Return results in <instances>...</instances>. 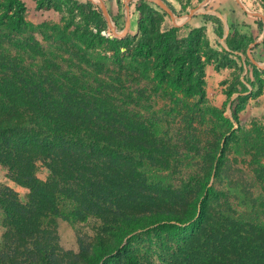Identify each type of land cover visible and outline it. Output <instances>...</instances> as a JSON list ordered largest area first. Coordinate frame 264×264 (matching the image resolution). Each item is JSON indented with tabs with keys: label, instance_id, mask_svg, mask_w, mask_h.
I'll use <instances>...</instances> for the list:
<instances>
[{
	"label": "trees",
	"instance_id": "1",
	"mask_svg": "<svg viewBox=\"0 0 264 264\" xmlns=\"http://www.w3.org/2000/svg\"><path fill=\"white\" fill-rule=\"evenodd\" d=\"M32 1L60 18L32 24L24 0H0V166L27 190L0 194V264H264V129L238 117L264 87L256 38L229 27L218 61L204 27H163L148 0L121 39L87 0ZM239 53L253 80L227 91L233 129L204 77ZM59 219L86 237L76 251L59 247Z\"/></svg>",
	"mask_w": 264,
	"mask_h": 264
},
{
	"label": "rangeland",
	"instance_id": "2",
	"mask_svg": "<svg viewBox=\"0 0 264 264\" xmlns=\"http://www.w3.org/2000/svg\"><path fill=\"white\" fill-rule=\"evenodd\" d=\"M84 2L86 0H78ZM98 1V0H95ZM137 0L130 2V14H131V24L128 31V34L133 35L137 31V18L134 11V3ZM170 6L174 7V14L176 16V22L182 23L186 27V30L192 29L194 27H204L205 35L209 40V44L216 49L219 54H217V59L220 61L222 58V48L225 51H229L225 39L226 28L229 27L236 28L239 33L250 35L255 37V40L261 38L262 27L261 29L257 28L255 25V20L246 12L241 9V7L234 0H209L207 4L201 5L204 0H164ZM264 0H243V4L247 7L249 12H260L264 14V9L262 2ZM27 6L26 19L32 24H39L42 22L49 23L51 21H57L60 18V14L56 11L54 12H38L35 10V4L32 0H24ZM104 3L111 14L113 23L116 26V30L120 32L125 23V8L124 0H104ZM93 4V3H92ZM94 6H97L93 4ZM55 6V4L53 5ZM58 7V4H56ZM98 7V6H97ZM198 7L194 16L191 20L185 22V16L188 14L189 10L192 8ZM204 16H207L205 20ZM216 19L222 25L223 36H219V28L217 26ZM257 21L262 20L257 18ZM182 25V26H183ZM172 26L171 19L166 15L164 17L163 27ZM108 30V29H107ZM109 34L111 32L108 30ZM112 35V34H111ZM39 40H41L40 34H35ZM260 44V43H259ZM257 49V48H256ZM221 54V55H220ZM241 59L235 57H229L224 59L222 62L224 66L219 67L220 64H217L216 61L212 60L208 62L205 66V101L209 109H219L222 110L223 115L230 119L233 123V129L237 127V124L234 123L231 115L232 109L235 107L233 101L238 96L237 93H233L229 98L227 96V91L232 88H238L237 80L244 81V79L253 80L251 75V70L247 74L249 66L246 63L245 55L239 53L237 54ZM255 56H257L255 52ZM259 63L264 64V55L259 57ZM240 67L243 68L240 71ZM260 71H263L259 69ZM261 78L264 85V72H261ZM250 89V86L246 84ZM251 91V89L249 90ZM248 94V93H244ZM239 121L243 128L251 129L256 126H263L264 129V87L260 95L255 97L249 96L244 104V109L238 115ZM48 175L47 169L42 163L37 164L36 177L39 180H46ZM213 182V178H211ZM13 190L19 200L22 203H26V194L27 190L25 188L17 186L12 180L8 177L6 169L0 166V194L3 193L4 189ZM254 192H257L256 186L254 185ZM62 205L63 209L67 208L68 204L64 202ZM4 213L0 207V244L2 241V236L5 232L4 228ZM58 243L59 247L63 251H76L80 239H85L83 235H79L76 229L67 222L66 220L59 219L58 227ZM82 237V238H81ZM87 240V239H86Z\"/></svg>",
	"mask_w": 264,
	"mask_h": 264
},
{
	"label": "water",
	"instance_id": "3",
	"mask_svg": "<svg viewBox=\"0 0 264 264\" xmlns=\"http://www.w3.org/2000/svg\"><path fill=\"white\" fill-rule=\"evenodd\" d=\"M95 5L98 6V8L100 9L105 21L107 22V29L111 32L112 36L116 37V38H124L128 35V31H129V27H130V21H131V14H130V2L133 0H124V8H125V23H124V27L123 29L118 32L116 30V26L112 21V18L109 14V11L104 3L103 0H87ZM150 2H153L154 4H156L158 7H160L165 13L166 15L171 19V23L173 27H181L183 24L182 23H177L176 22V16L174 14V12L172 11V9L163 1V0H148ZM209 0H204L201 5H205ZM236 2L239 4V6L247 11V9L244 7V5H242L240 3L239 0H236ZM198 7L196 8H192L189 10L188 14L185 16V22L189 21L192 19V17L194 16L195 12L197 11ZM251 16L253 17H258L262 20L263 22V28H262V35L261 38L254 41L252 44L249 45L248 49H247V57L249 59V61L255 65L258 69L264 70V64L261 65L259 64L252 56L251 54V49L256 46L258 43H260L263 38H264V14L260 13V12H248ZM228 34V29L226 28V35Z\"/></svg>",
	"mask_w": 264,
	"mask_h": 264
},
{
	"label": "crops",
	"instance_id": "4",
	"mask_svg": "<svg viewBox=\"0 0 264 264\" xmlns=\"http://www.w3.org/2000/svg\"><path fill=\"white\" fill-rule=\"evenodd\" d=\"M104 1V0H103ZM235 2H236V0H234ZM240 1V3L242 4V5H244L243 4V0H239ZM208 3V2H207ZM206 3V4H207ZM237 3V2H236ZM238 4V3H237ZM239 5V4H238ZM244 7L247 9V7L244 5ZM242 9V8H241ZM243 10V9H242ZM243 11H245V10H243ZM247 13L249 12L248 10L246 11ZM249 14V13H248ZM250 15V14H249ZM251 16V15H250ZM254 20H257V18L258 17H253V16H251ZM130 24H131V21H130ZM130 28V27H129ZM256 41V40H255ZM258 46H257V49H255V50H252L251 49V54H252V56H253V58L259 63V57L261 56V55H264V38H263V40L260 42V44L258 43L257 44ZM255 52H256V54H257V56H255ZM260 64V63H259ZM247 72V71H246Z\"/></svg>",
	"mask_w": 264,
	"mask_h": 264
}]
</instances>
